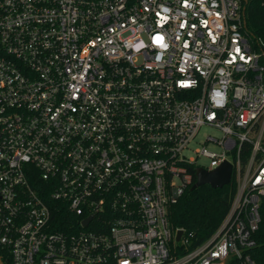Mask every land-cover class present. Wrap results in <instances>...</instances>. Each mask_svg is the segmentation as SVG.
Listing matches in <instances>:
<instances>
[{
  "label": "built area",
  "instance_id": "1",
  "mask_svg": "<svg viewBox=\"0 0 264 264\" xmlns=\"http://www.w3.org/2000/svg\"><path fill=\"white\" fill-rule=\"evenodd\" d=\"M243 1L0 0L2 264H257L264 43ZM204 126L222 137L193 148ZM226 162L229 212L193 245L169 209Z\"/></svg>",
  "mask_w": 264,
  "mask_h": 264
},
{
  "label": "trees",
  "instance_id": "2",
  "mask_svg": "<svg viewBox=\"0 0 264 264\" xmlns=\"http://www.w3.org/2000/svg\"><path fill=\"white\" fill-rule=\"evenodd\" d=\"M246 1L247 3L245 0L243 2L246 6L247 32L254 39L264 43V0ZM191 187L185 191L177 203L171 205L169 220L174 228L184 229L187 234L192 233L193 245H197L212 236L226 217L236 193V181L233 178L230 184L218 189L205 185L191 191ZM50 203L54 206L56 202ZM64 213L61 210L62 216L54 215V220L59 223L56 228L58 230H63ZM261 214L263 220L256 234L258 246L251 252L257 264H264V201ZM0 256H2L1 251ZM3 262L9 264L4 258Z\"/></svg>",
  "mask_w": 264,
  "mask_h": 264
},
{
  "label": "water",
  "instance_id": "3",
  "mask_svg": "<svg viewBox=\"0 0 264 264\" xmlns=\"http://www.w3.org/2000/svg\"><path fill=\"white\" fill-rule=\"evenodd\" d=\"M245 3H247L246 0ZM244 12H246V6L244 7ZM232 173H233V167L228 162L224 163L223 165H221L220 167H218L213 171L199 169L197 172V181L191 187V191L199 189L200 187H203L205 185H209L213 189L222 188L231 183ZM182 234L183 233L181 231L178 233V240L181 238ZM0 264H2L1 259H0Z\"/></svg>",
  "mask_w": 264,
  "mask_h": 264
},
{
  "label": "rangeland",
  "instance_id": "4",
  "mask_svg": "<svg viewBox=\"0 0 264 264\" xmlns=\"http://www.w3.org/2000/svg\"><path fill=\"white\" fill-rule=\"evenodd\" d=\"M214 137V138H220L222 137V133L213 128V127H210V126H204L201 128L200 132H199V135L195 141V143L192 145L193 148H197V147H202L203 143L206 141L207 137ZM207 147L211 150H214V151H220L219 147L216 146L215 144H207ZM200 163L203 165V166H209L210 162L208 159H201L200 160Z\"/></svg>",
  "mask_w": 264,
  "mask_h": 264
}]
</instances>
